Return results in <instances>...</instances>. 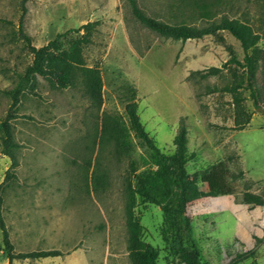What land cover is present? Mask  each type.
Masks as SVG:
<instances>
[{
	"label": "rangeland",
	"instance_id": "374dc122",
	"mask_svg": "<svg viewBox=\"0 0 264 264\" xmlns=\"http://www.w3.org/2000/svg\"><path fill=\"white\" fill-rule=\"evenodd\" d=\"M137 1L148 15L171 22L173 0ZM240 1L225 9L223 0L214 12L250 24L264 40V0H245L248 8ZM89 22L99 25L84 58L101 68L102 107L95 108L80 84L52 90L38 77V95L26 94L10 121L19 145L16 179L6 180L12 160L0 140L1 216L15 253H63L12 264H135L129 218L138 222L140 240L159 250V264H189L195 250L201 264H264L263 43L251 75L232 62L242 61L244 52L229 32L167 39L136 20L128 0H0V125L12 109L7 92L33 62L22 32L42 47ZM212 68L220 71L210 74ZM133 94L162 154L176 153L173 140L183 120L194 154L186 165L190 180L214 194L186 205L194 246L177 199L157 205L130 191L137 175L157 169L129 128L126 104ZM105 116L128 134L121 151L99 139ZM219 166L223 178L204 182ZM175 169L167 172L168 181ZM3 249L0 230V264H9Z\"/></svg>",
	"mask_w": 264,
	"mask_h": 264
},
{
	"label": "trees",
	"instance_id": "16d2710c",
	"mask_svg": "<svg viewBox=\"0 0 264 264\" xmlns=\"http://www.w3.org/2000/svg\"><path fill=\"white\" fill-rule=\"evenodd\" d=\"M128 1L133 16L141 25L167 39L185 42L186 40L202 39L206 36H216L221 32H229L232 37L240 42L244 52L242 61L233 59L232 62L241 68H246L251 75H254L257 62L260 59V45L264 44V40L261 34L256 33L250 24L239 22L226 14L219 15L214 12V8L219 6L223 0H173V4L169 5L171 22L148 15L139 7L137 0ZM98 25L97 22H89L78 28L68 30L65 33L58 34L54 40L42 47L33 46L31 38L22 32L33 54V62L19 76L16 88L7 92L13 99L12 109L7 119L0 125L2 153L12 160V168L8 170L6 180L16 179L13 170L18 165L14 152L19 145L15 143L14 137H12L10 121L16 118L18 105L26 94L38 95L36 92L38 77L46 80L52 90H65L80 84L83 87L84 94L90 99L95 108L100 109L102 107L103 77L101 68L97 64L88 66L84 58V49L92 43V35ZM83 32L84 34H82ZM72 33H76L78 38L68 39ZM219 71L218 68H212L209 73L216 74ZM251 89L252 95L256 99V91L253 88ZM138 106L135 94H133V100L126 104L129 128L134 132L135 137L141 140L151 151V162L154 163L157 169H151L148 173L137 175L136 185L130 191L139 195L143 200L157 205L167 204L169 198L177 199L178 213L182 216L183 223L187 228L189 241L194 246L191 239L190 220L184 212L186 205L202 197L214 196V194L199 191L196 184L190 180L186 165L194 157V154L188 152V132L183 120L173 140L176 145V153L167 156L162 154L156 140L146 130ZM127 138L128 134L123 127L106 116L103 118L99 138L102 143H113L121 151V147L127 145ZM170 167L176 169L173 173L175 174L174 179L171 177L168 181L167 172ZM222 169V166L214 168L212 172L203 177V181L212 183L223 178ZM1 203L2 197L0 196V230L3 237V251L7 255L9 264H12L16 259L39 260L63 255L62 252L57 250L15 253V247L9 237L8 228L1 216ZM129 208L132 207L129 206ZM128 227L130 231L129 250L134 263L159 264V250L140 240L138 222L129 218ZM252 254L253 252L238 255V259L244 261ZM198 255L199 251L195 250L192 256L188 257V263L201 264Z\"/></svg>",
	"mask_w": 264,
	"mask_h": 264
},
{
	"label": "crops",
	"instance_id": "0c3cea01",
	"mask_svg": "<svg viewBox=\"0 0 264 264\" xmlns=\"http://www.w3.org/2000/svg\"><path fill=\"white\" fill-rule=\"evenodd\" d=\"M246 1H248V0H246ZM240 2H242V0H241ZM240 2H239V4H240ZM244 2H245V0H244ZM232 3H233L232 0H224V4L226 5V6L224 5V8H225V9H227V8L230 9V8H231L230 5H231ZM244 4L246 5V8H248V7H247L248 2H245ZM227 5H228V7H227ZM26 260H27V259H26ZM28 260H30V259H28ZM28 260H27V261H28Z\"/></svg>",
	"mask_w": 264,
	"mask_h": 264
}]
</instances>
